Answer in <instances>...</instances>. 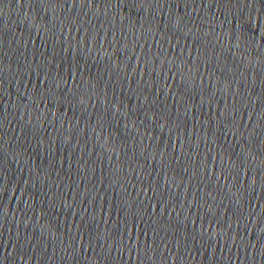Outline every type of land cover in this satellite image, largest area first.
Masks as SVG:
<instances>
[{
    "label": "water",
    "instance_id": "obj_1",
    "mask_svg": "<svg viewBox=\"0 0 264 264\" xmlns=\"http://www.w3.org/2000/svg\"><path fill=\"white\" fill-rule=\"evenodd\" d=\"M0 264H264V0H0Z\"/></svg>",
    "mask_w": 264,
    "mask_h": 264
}]
</instances>
